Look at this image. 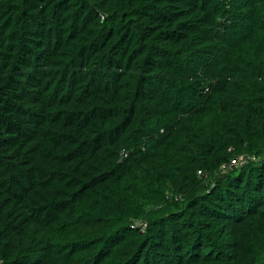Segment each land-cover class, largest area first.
Returning a JSON list of instances; mask_svg holds the SVG:
<instances>
[{
    "label": "trees",
    "instance_id": "trees-1",
    "mask_svg": "<svg viewBox=\"0 0 264 264\" xmlns=\"http://www.w3.org/2000/svg\"><path fill=\"white\" fill-rule=\"evenodd\" d=\"M0 264H264V0H0Z\"/></svg>",
    "mask_w": 264,
    "mask_h": 264
},
{
    "label": "built area",
    "instance_id": "built-area-1",
    "mask_svg": "<svg viewBox=\"0 0 264 264\" xmlns=\"http://www.w3.org/2000/svg\"><path fill=\"white\" fill-rule=\"evenodd\" d=\"M255 159H256L255 156L242 154L239 157L232 159V161L228 165H224L223 168H224V171H225V168H229L230 169L232 167H238V166H240L242 164H247L249 161L255 160ZM198 174L201 175V176H205V177L208 176V173H206L202 169L198 170ZM141 225L143 227H145L146 226V222L141 223ZM135 226H137V224L134 225V227Z\"/></svg>",
    "mask_w": 264,
    "mask_h": 264
}]
</instances>
